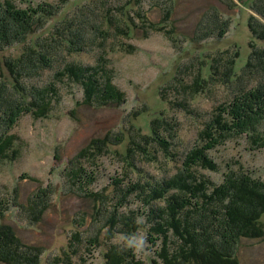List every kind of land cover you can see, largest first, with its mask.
<instances>
[{"label":"rangeland","instance_id":"rangeland-1","mask_svg":"<svg viewBox=\"0 0 264 264\" xmlns=\"http://www.w3.org/2000/svg\"><path fill=\"white\" fill-rule=\"evenodd\" d=\"M33 1L34 5L45 1L58 5L62 7L59 15H64L75 13L77 2L83 0ZM142 1L149 19L164 24L165 30L151 31L148 37L138 30L134 37H125L124 43L133 45L129 51L106 53L94 46L86 54L68 58L103 70L97 63L106 55L103 59L108 72L124 94L119 101H88L83 85L75 77L57 74L58 66L46 69L40 77L17 82L7 62L11 57L19 59L24 43L0 50V94L6 93V86L15 92V98L21 85H51L46 92L50 98L47 111L41 115L24 113L10 129L16 136L17 156L0 157V201L5 203L0 224L11 225L24 242L41 248L39 264H61L69 248H78L75 260L80 264H106L105 252L113 245L135 244L140 237H146V244L135 253L142 264H166L159 254L166 252L170 258L171 250L177 253L180 248L172 231L171 243L161 238L148 240L149 206L144 204V192H128V187L135 182L150 183L149 192L157 181L175 175L215 109L232 99L231 90L222 85L223 72L237 46L245 56L253 50L248 26L251 10L237 0V5L229 0ZM222 22L226 24L224 36L219 33ZM257 43L263 46L264 40ZM210 63L214 64L211 78L203 86L193 84L199 68L203 64L208 68ZM187 76L192 79L184 80ZM161 115L175 124L170 123L174 128L170 140L179 163L167 162L157 143L146 156L130 141L136 134L135 141L141 143L138 128L148 132L149 121ZM209 155L219 169H200L199 173L215 185L223 182L229 165L234 169L243 166L254 177L264 179V149H252L245 137L230 138ZM117 207L121 218L129 221L130 231L133 221L142 227L130 235L120 224L122 219L119 228L111 225L109 219ZM261 225L264 228V213ZM239 246L240 264H264V238L245 239Z\"/></svg>","mask_w":264,"mask_h":264},{"label":"trees","instance_id":"trees-1","mask_svg":"<svg viewBox=\"0 0 264 264\" xmlns=\"http://www.w3.org/2000/svg\"><path fill=\"white\" fill-rule=\"evenodd\" d=\"M21 1L27 5L18 6L11 0H0V50L16 42L24 43L19 59L11 57L7 62L14 79L17 82L18 79L24 81V78L32 80L40 77L46 69L58 66L57 74L62 72L75 77L85 88L88 101L96 99L99 104L119 101L124 95L108 72L103 59L106 55L101 56L97 63L103 70L95 65L68 61L69 56L86 54L94 46L101 47L106 53L129 51L133 45L124 43L125 37H134L138 30L148 37L151 31L165 28L164 24L149 19L142 7V0H121L119 5L112 0H83L81 4L77 2L75 13L64 15H59L62 7L47 1L37 5L33 4V0ZM229 1L232 5L241 1L251 10L248 26L253 37V50L249 56L243 55L237 46L234 54H229L226 60L222 85L231 90L232 99L215 109L199 132L197 143L182 158V166L175 175L157 181L149 192L147 187L150 183L145 186L135 182L128 187V192L135 189L144 192V204L149 206L148 240L153 242L161 238L165 243H171L172 231L181 243L178 254L174 253V249H170V258L166 252L159 254L166 264H240L238 251L241 242L264 238L261 225L264 179L254 177L243 166L234 169L229 165L220 185H215L211 179L199 173L200 169H219L209 151L230 138L242 136L249 141L252 149H264V45L257 43L264 40V0ZM167 13H171V8ZM221 25L219 33L224 36L226 24L222 22ZM204 35L199 36L207 37V34ZM62 66L64 68L59 70ZM213 66L210 63L206 68L203 64L193 78V84L203 86L214 73ZM186 79L192 78L184 77ZM50 86L21 85L20 90H16L18 96L15 98V92L6 86V93L0 94L1 158L14 159L17 156L18 150L14 147L16 136L10 133V129L24 113L41 115L47 111L50 98H47L46 92ZM196 95L193 96L194 100L198 97ZM170 123L161 115L149 121L148 132L143 131L142 127L138 128L141 143L135 141L138 135L130 137L135 150L139 149L149 156L151 147L158 144L167 162L179 163L177 154L171 149L170 139L174 128ZM157 199L164 203L158 204ZM3 205L4 200L0 201V218L5 213V209L1 208ZM121 219L117 207L109 223L119 228ZM128 222L125 217L120 224H124V231L130 235L142 227L141 223L133 221L130 231ZM117 246L113 245L105 252L106 264H142L137 259L134 247ZM77 249L69 248L61 264H80L75 260ZM41 251L39 246L27 244L18 237L11 225L0 224V263L39 264Z\"/></svg>","mask_w":264,"mask_h":264},{"label":"clouds","instance_id":"clouds-1","mask_svg":"<svg viewBox=\"0 0 264 264\" xmlns=\"http://www.w3.org/2000/svg\"><path fill=\"white\" fill-rule=\"evenodd\" d=\"M146 244V237H140L138 243L128 242V247H134L137 252L142 251Z\"/></svg>","mask_w":264,"mask_h":264}]
</instances>
